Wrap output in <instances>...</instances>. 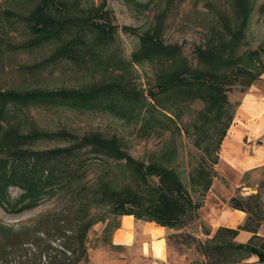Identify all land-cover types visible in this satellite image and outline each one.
I'll use <instances>...</instances> for the list:
<instances>
[{
    "label": "trees",
    "instance_id": "16d2710c",
    "mask_svg": "<svg viewBox=\"0 0 264 264\" xmlns=\"http://www.w3.org/2000/svg\"><path fill=\"white\" fill-rule=\"evenodd\" d=\"M129 1L136 8L147 6ZM252 12L253 0H230L229 8L221 12L219 21L205 35L204 43L194 46L193 59L187 57L177 42H164L163 10L155 14L151 25L143 31L122 25L124 32L138 37L131 63L145 61L154 66V82L146 90L150 101L146 102L131 97L134 91L122 80L114 79L116 67L126 65L115 57L112 48L118 25L106 0L98 4L94 0H33L28 5L23 15L29 32L28 45L54 43L53 62L69 60L88 67L91 73L98 68L101 75L78 85L55 88H0V203L6 199L10 184L24 189L18 199L6 202L14 211L36 207L42 197L58 192L70 195L80 190L91 192L86 199L72 196L70 200L76 210L71 217L62 210L47 209L17 230L0 223L4 264H31L28 249L35 253L34 264H89L88 234L109 213L133 214L176 229L183 226L185 217L196 214L198 206L179 171L170 162H164L165 151L146 162L131 155L115 134L107 136L97 130L82 134L67 129L50 131L34 123L24 128L27 119L21 110L35 105L77 110L107 108L121 117L129 111L138 117V130H155L159 125L166 126V120L174 122L168 114V104L178 106L197 100L201 107L191 126L196 133L205 132L209 141L214 139L215 145L204 146L199 139L194 145L206 154L216 152L233 118L234 104L227 92L237 87L245 91L264 71L263 47H245ZM40 140H54L58 144L39 148ZM92 161H97L102 172L88 182L84 179ZM115 170L126 173L122 182L112 177ZM211 174L197 165L190 179L194 187L206 190L211 184ZM262 186L264 180L258 184L259 188ZM228 203L246 212L244 223L236 228L219 226L203 241L188 233L186 240L195 243V250L202 255L191 264H264V236L257 234L264 222L259 192L232 195ZM97 206L108 209L98 215L92 211ZM118 225L119 221L106 223L101 230L109 247L118 248L111 242ZM240 229L251 232L246 242L235 239ZM67 231L71 235H65ZM13 235L17 237L14 246ZM64 235V240L57 241ZM28 236H32V243ZM9 254H13L14 263L6 257ZM251 256L256 259L248 261Z\"/></svg>",
    "mask_w": 264,
    "mask_h": 264
},
{
    "label": "rangeland",
    "instance_id": "374dc122",
    "mask_svg": "<svg viewBox=\"0 0 264 264\" xmlns=\"http://www.w3.org/2000/svg\"><path fill=\"white\" fill-rule=\"evenodd\" d=\"M100 1L94 0L95 4ZM106 1L111 9L113 20L118 25L112 48L115 51V57L124 61L126 65L124 68L116 67L118 73L114 79L116 81L122 80V83L130 91H134L131 97H137L146 102L150 101L146 90L154 82V66L145 61L131 63V54L138 48V37L137 34L124 32L120 27L130 25L137 27L138 31H143L151 25L155 14L163 10L165 11L162 24L164 42H177L182 46L187 57L193 59L194 46L204 43L205 35L219 21L221 12L227 10L230 5V0H134V2L147 3L144 8L140 6L136 8L129 0ZM32 2L33 0H0V88H55L63 85L85 83L92 80L94 75L100 77L101 71L98 68H95L94 72L91 73L88 67L79 66L69 60L53 62L51 52L54 43H43L37 46L28 45L29 32L24 24L23 15H25L28 5ZM245 42V47L250 49L262 46L261 56L264 60V0H253V12L249 19ZM227 97L234 104L233 118L218 149L210 154L204 153L194 145L196 139H199L204 146L214 147L215 145L214 139H212V142L209 141L205 136V132L196 133L191 126L196 121L198 110L201 107L200 101L197 100L185 102L178 106L168 104V114L174 122L166 120V126L159 125V128L155 130L145 128L138 130L139 123L136 122L138 119L136 113L127 111L121 117L107 108L77 110L69 107L35 105L22 109L21 112L25 114L27 119L24 128L34 123L37 127L50 131L67 129L82 134L97 130L107 136L115 134L131 155L146 162L165 151L164 162H170L171 165L177 168L192 201L198 206L196 214L193 213L189 218L187 216L183 219L184 224L182 223V227L176 229L165 226L167 228L165 237L169 261L172 264H191L192 261L201 259L202 255L195 250V243L186 240L187 234L190 233L203 241L214 233H210L208 225L198 214V209L201 207L209 188L211 187L218 196L236 195L239 194L240 190L247 189L239 186L240 181L238 184L232 181L233 178L236 179V174L231 168L227 169L229 172L226 176L227 183L226 180L220 177L216 169L220 167L218 156L221 143H223L230 130L234 128H240L241 130L243 125L250 121L247 120L249 118L246 115L252 113L251 111L254 108L251 107H254V105L260 104L262 109L264 108V71L245 91H240L239 87L233 88L227 92ZM168 126H171V128ZM246 132L247 134H244L243 137L242 149L252 152L254 145L258 147L260 141L259 138L251 137L249 139L250 133L248 134L249 131ZM57 144L54 140H40L37 147L49 148ZM213 157L215 158L213 159ZM92 162L91 169L84 179L88 182L95 180L102 172V167L97 164V161ZM197 165H201L204 169L213 173V175L211 174V184L206 190L197 189L191 182L190 176L193 167ZM262 175L254 171L245 172L241 180L247 184L254 181L259 183L264 180V178L261 179ZM112 177L115 181L122 182L126 177V173L115 170ZM223 184L226 185V189ZM23 191L24 189L19 185H8L5 194L6 199L2 200L4 201L3 204L0 203V223L10 226L14 230H17L23 224L30 223L47 209H54L59 212L62 210L65 215L71 217L76 210L72 206L73 200H70L72 196L76 199L79 196L86 199L91 192L90 189L86 192L80 190L75 195H70L68 192H58L52 196L42 197L36 207L21 211L10 209L6 202L18 199ZM97 207L92 208V211L97 212L98 215L106 213L105 209H108L107 206ZM262 211L264 217V202ZM120 216L111 213L106 214L107 219L105 221H99L92 227L88 234L89 264H94L95 261L99 260H110L116 256L127 257V252L109 247L101 236V230L105 224L112 225L118 222ZM206 232H209V234ZM71 233L67 231L65 235H71ZM65 235L59 237L57 241L64 240ZM1 238L2 232L0 231V245ZM27 238H30L29 242L32 243V236ZM16 240L17 237L13 235L11 237L12 244ZM28 254L30 257L29 262L34 264L36 262L35 253L28 249ZM1 255L0 248V264H4L3 259L5 257H1ZM12 256L13 254L6 256L7 258L10 257V263L15 262Z\"/></svg>",
    "mask_w": 264,
    "mask_h": 264
},
{
    "label": "crops",
    "instance_id": "0c3cea01",
    "mask_svg": "<svg viewBox=\"0 0 264 264\" xmlns=\"http://www.w3.org/2000/svg\"><path fill=\"white\" fill-rule=\"evenodd\" d=\"M260 104L251 107L252 113H247L249 122L245 123L239 129H231L228 135L221 143L216 170L223 180H226L229 172L233 170L236 179L232 181L238 184L240 181L241 188L239 195H248L259 192L262 202H264V188L258 187V181L253 183H243L241 180L245 172L264 173V108ZM250 112V111H249ZM247 129V130H245ZM250 137L259 138L258 147L254 145L252 152L242 149L244 134ZM262 140V141H261ZM264 178V174L261 179ZM225 188V184H223ZM238 186V187H239ZM226 189V188H225ZM239 191V190H238ZM232 195L218 196L210 187L201 207L198 209L200 218L208 225L209 231L214 232L219 226L236 228L242 225L246 219V212L231 207L228 203ZM167 228L152 220L136 218L133 214H122L119 217V225L113 230L111 235L112 244L118 246L116 249L127 252V257L111 258L110 260L95 261L94 264H172L169 261V252L166 241ZM257 234L264 236V222L259 225ZM251 232L240 229L235 239L238 242H246ZM125 256V255H124ZM255 260V256L248 258Z\"/></svg>",
    "mask_w": 264,
    "mask_h": 264
}]
</instances>
